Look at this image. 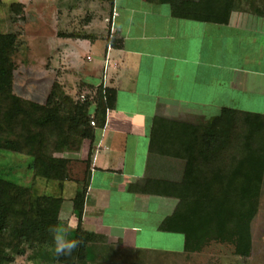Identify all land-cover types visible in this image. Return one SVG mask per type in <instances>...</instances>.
I'll use <instances>...</instances> for the list:
<instances>
[{"label":"crops","instance_id":"0c3cea01","mask_svg":"<svg viewBox=\"0 0 264 264\" xmlns=\"http://www.w3.org/2000/svg\"><path fill=\"white\" fill-rule=\"evenodd\" d=\"M215 1L113 0L103 43L75 44L82 80L116 90L92 148L83 213L84 229L106 246L164 251L187 242L159 228L175 197L130 189L148 178L183 180L184 157L150 150L156 122L174 153L182 125L203 130L224 108L264 114V13L237 0L219 22L208 13Z\"/></svg>","mask_w":264,"mask_h":264},{"label":"trees","instance_id":"16d2710c","mask_svg":"<svg viewBox=\"0 0 264 264\" xmlns=\"http://www.w3.org/2000/svg\"><path fill=\"white\" fill-rule=\"evenodd\" d=\"M236 3L237 0L215 1L217 9L208 10L209 15L215 17L210 18L227 22ZM17 6L23 5L20 3ZM16 40L14 33H0V148L19 150L20 145L10 139L11 133L7 131L15 133L17 129H23L21 123L58 130L59 136H62L54 145L58 149L67 146L72 149L75 143L78 147L75 152H78L84 139L96 142L97 132L105 125L107 111L115 105L116 90L101 84L92 92V97L86 96L82 103H74L62 85L54 83L45 103L28 101L14 92L16 66L13 55L17 48ZM94 103L95 106L92 105ZM161 125L164 126L156 122L153 127L150 150L152 153L184 157L186 167L183 180L176 182L148 178L143 183L132 184L130 189L179 200L174 212L160 224L162 231L189 236L194 234L199 247L213 228L221 237L226 235L224 232L228 233L238 254L249 255L250 225L256 215L264 180V114L224 108L203 130L182 125V137L176 138L174 153L166 150L167 137L159 135L158 127ZM29 139L27 148L32 155L34 133ZM54 146L48 143L33 160L34 169L48 178L52 173L59 176L61 166L66 162L64 158L51 157L52 152L56 151ZM91 152L92 149L88 153L89 165ZM89 179L90 166L86 184L77 193L74 209L78 216L74 240L80 243L71 257L57 258L52 251L53 237L49 226L63 234L57 228L62 205L60 201L40 195L31 198V202H25L21 199L24 196L22 188L0 177V264L14 260L11 252L24 253V244L36 248L37 243L42 247L46 260L54 257L66 264L87 262L91 233L82 228L81 221Z\"/></svg>","mask_w":264,"mask_h":264},{"label":"rangeland","instance_id":"374dc122","mask_svg":"<svg viewBox=\"0 0 264 264\" xmlns=\"http://www.w3.org/2000/svg\"><path fill=\"white\" fill-rule=\"evenodd\" d=\"M20 3L22 7L17 6ZM240 3L264 13V0H240ZM110 13L111 0H0V33H14L17 38L13 55L16 66L14 92L40 104L46 102L52 85L59 83L74 103H82L81 95L84 93H87V98L92 97L94 93L91 92L96 89L93 85L87 86L89 83L81 78L83 74L75 63L78 59L75 44H79V39L97 38V43L102 44V38L110 31ZM21 126L24 128L17 129L15 133L7 131L11 133L10 139L20 146L19 150L0 148V177L22 188L24 196L21 199L25 202H31V198L40 195L60 201L57 228L63 231L66 239L74 240L78 227V216L74 210L76 197L86 184L90 166L88 153L95 142L84 139L78 152H75L78 148L75 143L72 149L68 146L58 149L54 146L62 138L58 130L41 129L27 123H21ZM32 133L35 139L33 154L30 155L27 145ZM48 143L56 149L51 157L66 161L59 171L61 174L53 176L52 173L49 178L35 170L33 163ZM176 200L178 205L179 200ZM81 223L84 229L83 218ZM250 232L251 249L246 256L236 252V245L227 232L221 237L213 228L199 247L196 235L182 234L187 242L183 245L175 243L174 249L138 252L106 246L105 236L91 232L87 250L89 260L76 264H113L117 259L122 261H117L119 264H264V180ZM23 247L24 253L11 252L14 260L7 264H66L54 257L46 260L39 243L36 248L29 244Z\"/></svg>","mask_w":264,"mask_h":264},{"label":"clouds","instance_id":"9594fccd","mask_svg":"<svg viewBox=\"0 0 264 264\" xmlns=\"http://www.w3.org/2000/svg\"><path fill=\"white\" fill-rule=\"evenodd\" d=\"M49 231L52 233L53 237L52 251L54 256H56L57 258L71 257L80 242L77 240L66 239L65 235L58 232V230L53 226H49Z\"/></svg>","mask_w":264,"mask_h":264},{"label":"built area","instance_id":"2783aa9c","mask_svg":"<svg viewBox=\"0 0 264 264\" xmlns=\"http://www.w3.org/2000/svg\"><path fill=\"white\" fill-rule=\"evenodd\" d=\"M89 58H90V57H89ZM86 94H87V93L82 94L81 97H82L83 99H85L86 96H87Z\"/></svg>","mask_w":264,"mask_h":264}]
</instances>
